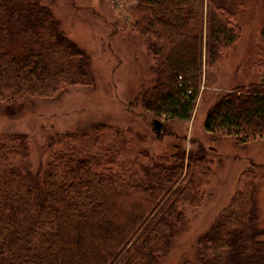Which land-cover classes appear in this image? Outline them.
<instances>
[{"label":"trees","instance_id":"16d2710c","mask_svg":"<svg viewBox=\"0 0 264 264\" xmlns=\"http://www.w3.org/2000/svg\"><path fill=\"white\" fill-rule=\"evenodd\" d=\"M228 1L134 0L131 30L156 71L139 101L154 120L193 118L208 68L224 61L242 35ZM261 44L259 80L220 94L208 110L204 126L214 141L264 140V29ZM94 82L91 57L48 6L0 0V108L8 117L38 98ZM75 138L89 140L95 152L72 145ZM124 146L120 128L99 123L88 134L50 137L48 161L23 172L15 161L29 156L28 136L0 137L7 163L0 176V264H159L186 210L204 200L212 149L176 142L166 155L129 161ZM259 186L257 169L242 172L229 206L183 264H264Z\"/></svg>","mask_w":264,"mask_h":264},{"label":"rangeland","instance_id":"374dc122","mask_svg":"<svg viewBox=\"0 0 264 264\" xmlns=\"http://www.w3.org/2000/svg\"><path fill=\"white\" fill-rule=\"evenodd\" d=\"M41 1L52 10L68 37L91 57L95 82L70 87L50 99L38 98L16 118L8 117L0 108V137L29 138V156L17 159L16 166L23 172L36 171L48 161L50 137L88 134L99 123L121 129L129 161L137 155H166L176 142L187 150L202 143L212 149L210 185L201 206L186 210V223L159 264H183L192 258L197 237L229 206L242 172L251 167L260 175L258 206L264 237V140L246 146L234 138L214 141L204 126L208 110L220 94L259 80L264 0L228 1L237 13L241 38L224 61L208 68L193 118L189 122L162 121L159 133L156 120L139 101L141 93L154 85L156 71L146 43L131 30L129 9L134 0ZM70 143L95 152L89 140L75 138ZM6 165L0 158V176Z\"/></svg>","mask_w":264,"mask_h":264},{"label":"water","instance_id":"95a60500","mask_svg":"<svg viewBox=\"0 0 264 264\" xmlns=\"http://www.w3.org/2000/svg\"><path fill=\"white\" fill-rule=\"evenodd\" d=\"M156 122V127H157V129H158V133L161 131L160 130V128H161V126H162V123L161 122H159V121H155Z\"/></svg>","mask_w":264,"mask_h":264}]
</instances>
